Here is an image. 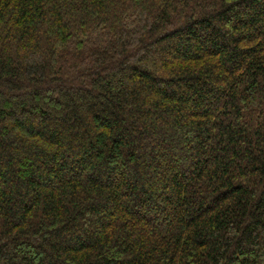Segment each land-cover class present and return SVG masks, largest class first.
<instances>
[{
    "label": "trees",
    "instance_id": "1",
    "mask_svg": "<svg viewBox=\"0 0 264 264\" xmlns=\"http://www.w3.org/2000/svg\"><path fill=\"white\" fill-rule=\"evenodd\" d=\"M0 264H264V0H0Z\"/></svg>",
    "mask_w": 264,
    "mask_h": 264
}]
</instances>
